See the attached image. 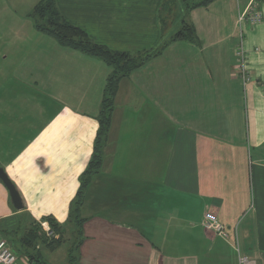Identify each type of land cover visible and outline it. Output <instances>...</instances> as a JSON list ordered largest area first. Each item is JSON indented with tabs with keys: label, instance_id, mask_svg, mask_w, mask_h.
<instances>
[{
	"label": "crops",
	"instance_id": "obj_1",
	"mask_svg": "<svg viewBox=\"0 0 264 264\" xmlns=\"http://www.w3.org/2000/svg\"><path fill=\"white\" fill-rule=\"evenodd\" d=\"M39 1L0 0L2 55H16L15 68L30 77L27 95L25 83H0V166L23 203L16 210L0 181V240L16 264L29 262L12 234L32 221L45 230L52 219L63 229L62 244L37 248L44 264H69L68 220L112 67L37 31L31 13ZM250 2L262 18L240 25ZM55 4L112 51L156 49L182 20L196 36L170 42L120 79L100 167L82 191L75 264H238L237 246L264 264V0H210L189 11L181 0ZM25 31L35 37L31 49ZM42 91L59 108L47 111ZM206 211L225 225L226 237L203 229Z\"/></svg>",
	"mask_w": 264,
	"mask_h": 264
},
{
	"label": "trees",
	"instance_id": "obj_2",
	"mask_svg": "<svg viewBox=\"0 0 264 264\" xmlns=\"http://www.w3.org/2000/svg\"><path fill=\"white\" fill-rule=\"evenodd\" d=\"M184 11L207 5L210 0H181ZM34 26L40 31L54 38L60 45L81 51L84 54L98 57L112 67V72L107 78L103 97L98 113V130L96 133L93 153L90 162L80 178V188L74 201L68 222L73 226L72 242L67 251L68 263L75 264L76 250L82 240L81 224L84 219L80 217V206L82 204V191L88 184L89 179L99 169L102 158V146L110 126V117L113 109L114 96L121 78L127 76L132 70L141 66L151 56L158 54L170 42L176 40H196L194 27L186 20H182L179 29L159 47L151 51L131 55L126 52L112 51L105 46L96 44L89 39L86 32L66 21L56 7L55 0H40L31 13ZM50 232H44L41 225L30 222L23 231L16 230L12 235L16 243L15 251L19 255L27 256L30 263L44 264L39 248L53 250L63 242V229L54 220L48 219ZM19 231V232H18Z\"/></svg>",
	"mask_w": 264,
	"mask_h": 264
},
{
	"label": "built area",
	"instance_id": "obj_3",
	"mask_svg": "<svg viewBox=\"0 0 264 264\" xmlns=\"http://www.w3.org/2000/svg\"><path fill=\"white\" fill-rule=\"evenodd\" d=\"M262 18V13L255 9V4L250 2L249 5L238 15V22L241 25L243 22L256 23ZM239 68L238 72L242 77L243 81H247L250 78L248 69H247V59L246 54L242 50H239L238 53ZM202 227L206 231L213 232L216 235L226 237L225 225L219 221L215 213L211 211H206L202 218ZM46 232L49 229H45ZM238 264H258L256 259L249 255L246 252H243L238 246L236 247ZM18 257L10 249L6 241L0 240V264H16ZM24 264H31L25 262Z\"/></svg>",
	"mask_w": 264,
	"mask_h": 264
},
{
	"label": "rangeland",
	"instance_id": "obj_4",
	"mask_svg": "<svg viewBox=\"0 0 264 264\" xmlns=\"http://www.w3.org/2000/svg\"><path fill=\"white\" fill-rule=\"evenodd\" d=\"M169 16H171V15H169ZM172 17L176 18V20L174 21L173 24L177 25V27H176V29H177L179 27L177 10L175 12H173ZM170 19L171 18L169 17L167 23L166 22H165V24L163 23L164 28L167 26H170ZM25 33H26V36H25L23 41H25L26 48L31 49L36 44L35 37H33L29 32L25 31ZM4 43L6 44V41L0 40V83H9V84H11V83H25V86H22V88L24 89V92L27 95V93L29 92V87H28V81H25V80H29L30 77L28 75H25L23 77V74L20 71H17V69L15 68L16 67L15 63H17L16 57H15L16 55L11 54V53H7L6 57L2 55V53L4 51V49H3ZM40 98H41L42 102H47V106H45L46 103H44V105H43L47 108V111H52L55 107L59 108V106H60V104H56L58 102L50 100V98L43 91L41 92ZM45 227L47 229L51 228L50 224L45 225ZM41 229H42V231H44L46 233V231L44 230V228H42V226H41ZM67 237H69L68 233L64 234V239ZM3 240L5 241V239H3ZM56 255L58 257H56V256L51 257L52 261H53V258L56 261L59 259V257L62 258L61 252L56 253ZM64 263L67 264L66 261H64Z\"/></svg>",
	"mask_w": 264,
	"mask_h": 264
},
{
	"label": "water",
	"instance_id": "obj_5",
	"mask_svg": "<svg viewBox=\"0 0 264 264\" xmlns=\"http://www.w3.org/2000/svg\"><path fill=\"white\" fill-rule=\"evenodd\" d=\"M0 181L4 184V186L7 188L10 201L13 205V207L16 210H20L23 208L22 199L20 197V194L18 190L16 189L15 185L12 183V181L7 176L4 169L0 166Z\"/></svg>",
	"mask_w": 264,
	"mask_h": 264
}]
</instances>
